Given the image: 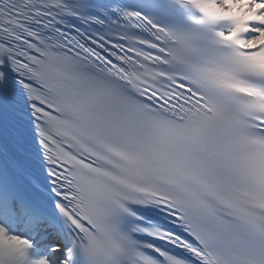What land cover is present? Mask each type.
Returning a JSON list of instances; mask_svg holds the SVG:
<instances>
[{
    "label": "snow or ice",
    "instance_id": "6c2138e0",
    "mask_svg": "<svg viewBox=\"0 0 264 264\" xmlns=\"http://www.w3.org/2000/svg\"><path fill=\"white\" fill-rule=\"evenodd\" d=\"M0 264H264V0H0Z\"/></svg>",
    "mask_w": 264,
    "mask_h": 264
}]
</instances>
